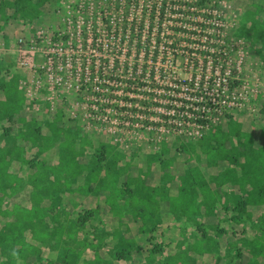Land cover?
<instances>
[{
	"label": "rangeland",
	"instance_id": "1",
	"mask_svg": "<svg viewBox=\"0 0 264 264\" xmlns=\"http://www.w3.org/2000/svg\"><path fill=\"white\" fill-rule=\"evenodd\" d=\"M67 1L0 0V112L4 115L0 119V242L9 243L13 251H22L23 257L16 258L15 264H264V210L246 207L244 212H234L235 201L243 199L236 188H212L211 199L215 202L197 197L194 203L199 206L194 213L173 214L169 209L171 200L173 204L178 201L174 195L186 169H198L210 182L223 167L207 159L202 151L207 140L202 142V138L211 135L209 144H214L221 141V134L229 132L223 140L224 148L236 146L240 150L232 132L249 133L253 146L260 144L264 71L260 68L258 92L250 95L251 75L258 60L240 30L239 17L245 8L255 11L250 3L260 4L263 0H228L234 17L228 20L227 35L236 37L245 52L238 81L233 82V87L240 85V90L241 81L247 79L242 107L225 112L201 137L194 139L192 134L191 140H185L169 136L154 149H135L127 141L116 144L104 132L84 129L79 113L71 109L75 100L71 96L64 103L55 99L50 107L42 90L33 97L24 93L22 83L36 71L21 67L26 50L31 45L40 47L39 30H55L60 23L57 9ZM262 17L264 6L257 13V18ZM39 61L38 56L35 65ZM249 67L251 74L244 78ZM6 94L23 99L15 113L12 98L6 108ZM63 134L74 138L68 149L71 159L61 169L58 154L67 150L58 146L65 138ZM102 146L113 148L111 152H117L119 158L112 172L106 164L112 157L105 155L98 177L104 179L101 183L87 178L82 168L96 160ZM212 157L210 154L208 158ZM111 176L116 178L114 184ZM138 181L158 191L156 215L149 213L150 206L135 215L138 198L120 194L123 189L132 191ZM51 200L56 205L53 212L38 211L33 217L35 227L26 226L17 232L16 225L27 223L17 219L26 218L34 208H49ZM174 206L177 210L178 205ZM52 214L56 220L51 221ZM81 215L87 216L82 225ZM144 219L150 222L144 225ZM121 251L124 260L113 256ZM5 261L0 255V264Z\"/></svg>",
	"mask_w": 264,
	"mask_h": 264
},
{
	"label": "built area",
	"instance_id": "2",
	"mask_svg": "<svg viewBox=\"0 0 264 264\" xmlns=\"http://www.w3.org/2000/svg\"><path fill=\"white\" fill-rule=\"evenodd\" d=\"M56 13L55 30H39L40 47L26 50L21 67L36 71L22 83L24 93L42 90L50 107L73 97L86 130L154 149L169 136L201 137L243 105L247 79L240 90L233 82L245 52L227 35L228 0H68ZM260 67L250 95L258 92Z\"/></svg>",
	"mask_w": 264,
	"mask_h": 264
},
{
	"label": "trees",
	"instance_id": "3",
	"mask_svg": "<svg viewBox=\"0 0 264 264\" xmlns=\"http://www.w3.org/2000/svg\"><path fill=\"white\" fill-rule=\"evenodd\" d=\"M254 2V1H253ZM261 2V1H260ZM250 7L255 10L251 12L249 9H244L240 14V21L239 27L240 30L244 33L248 43L252 47V55L253 57L259 61L261 65V70L264 71V17L257 18V13L263 8V3H250ZM248 7V8H250ZM252 10V11H253ZM254 46V47H253ZM260 70V71H261ZM259 71V73H260ZM15 85V82H14ZM8 93V92H5ZM13 96V95H12ZM12 97L9 94H6V108L10 105V99L12 98V105L15 107H11L12 112L15 113L16 110L19 109L20 104L23 102V99L17 98L16 95ZM8 100V101H7ZM8 102V103H7ZM3 113L0 112V119L4 118ZM9 115H7L8 117ZM62 133V132H60ZM237 139L239 146L242 149L238 150L236 146L230 147L228 149L224 148L223 140L225 137H229L230 133L221 134V141H215L214 144H209L210 140L213 139V136H209L202 138V142L207 140V147L202 149L204 154L206 155L207 159L212 164H217L219 167L223 166L219 173L213 177H211L210 182L205 181L204 178L201 176L200 172L196 168L186 169L184 176L180 179V184L178 185L177 192L174 196L177 197V210L174 208L175 204L171 201L169 202V209H171L172 213L175 214L177 211L185 215L187 212L194 213L195 210L198 208V204H195V200L197 197L201 196L204 198L205 201L211 200V190L212 188H219V187H233L236 188L237 192H240L243 195V199H238L234 203L233 211L234 212H244L246 207H262L264 210V126L260 129V144L258 147H254L252 144L251 135L248 134H241L238 132H232ZM64 140L58 145L61 149H67L64 152L58 154L61 157V169L63 166H66L69 163L68 160L71 158L69 157L68 149L72 145V138L66 137L65 134ZM166 142V141H165ZM45 143V142H44ZM163 145V144H162ZM113 148L109 147H101L100 151L97 154L96 160H91L87 166L82 168L87 172V178L91 180H96L97 182H103L104 179H100L99 173L101 170V162L105 160V155H109L112 158L106 162L107 167L109 170L114 172L116 168V162L119 158L117 152H111ZM164 151V149H162ZM212 155V159L208 158L209 155ZM99 155V156H98ZM104 155V156H103ZM105 162V161H104ZM92 163V164H91ZM75 164V163H74ZM109 175H107L108 177ZM111 182L114 184L116 181L115 176H111ZM139 182V181H138ZM134 186L132 191L121 190L122 193H128L129 198L137 197L139 205L134 208H138L135 212V215H140L143 212L144 206L149 207L151 209L149 213L157 214L158 211V201L156 200L157 190L150 186H145L142 182H139ZM207 182L212 184L210 187L207 185ZM55 184L51 185L54 187ZM50 186V188H52ZM126 189V188H125ZM90 192V189L86 190ZM45 196H48V191L44 193ZM224 197H227L226 195ZM163 200V199H161ZM220 200V199H219ZM219 200L217 202H219ZM49 208L47 209H36L34 208L33 211L26 218H20L18 221L27 222L23 225H16L17 232L24 230L26 226L33 228L35 227V223L33 222V217H36L37 212H53L55 210V202L50 201ZM38 207V205H35ZM210 207V206H209ZM227 208V207H225ZM210 209V208H208ZM41 215V214H39ZM39 218V217H38ZM56 215H51V221L56 220ZM87 216H80L79 222L80 224H84L86 222ZM237 217H233L232 220H235ZM151 219V218H150ZM150 219H144V225L146 222H150ZM13 228V229H14ZM142 232V231H141ZM16 233V232H14ZM123 242V240H122ZM96 247V245H95ZM139 250V248H137ZM155 251L151 250L150 253ZM0 255L5 258L4 264H15V259L20 257L22 258V251H13L10 249V245L7 242H0ZM115 258L123 259L125 258L124 252L121 251L120 253H116L113 255ZM149 258V255L148 257ZM95 260V259H94ZM148 262H151L150 259H147ZM3 264V263H2Z\"/></svg>",
	"mask_w": 264,
	"mask_h": 264
}]
</instances>
